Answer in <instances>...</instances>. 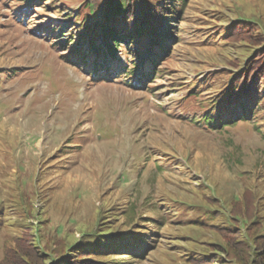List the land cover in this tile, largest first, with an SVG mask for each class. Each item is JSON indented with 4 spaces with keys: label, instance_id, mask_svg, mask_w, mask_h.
I'll list each match as a JSON object with an SVG mask.
<instances>
[{
    "label": "rangeland",
    "instance_id": "rangeland-1",
    "mask_svg": "<svg viewBox=\"0 0 264 264\" xmlns=\"http://www.w3.org/2000/svg\"><path fill=\"white\" fill-rule=\"evenodd\" d=\"M25 1L0 0V203L10 216L0 229V260L5 245L25 225L39 229L40 215L49 219L47 231L56 240L81 239L96 225L104 203L126 193L138 206L160 202L168 207L164 214L185 225L199 217L197 212L181 216L165 189L199 204L203 199L197 189L203 185L225 211L249 186L264 197V122L259 128L238 123L226 134L206 132L197 123L203 110L192 98L195 89L186 84L191 79L203 84L211 72L228 70L230 58L242 57L245 49L213 48L216 38L201 48L198 41L207 42V32L195 34L198 13L189 11V22L173 23L177 31L170 47L177 46L168 51L170 59L158 61L160 73L146 88L136 87L138 73L127 77L132 70L127 48L137 66L144 54L128 40L112 66L111 60L100 62L101 74L93 73L94 57L88 58L92 64H81L75 45L68 46L79 41L80 24L63 21L69 14L81 18L86 13L82 0H44L47 10ZM197 1L198 12L211 18H264V0ZM59 25L65 26L63 32L52 33ZM60 39L64 45L56 44ZM200 85L207 99L213 90ZM158 167L164 180L155 177ZM30 206L36 218L25 221ZM197 232L181 228L178 235ZM184 238L161 243L154 228L135 257L119 256L113 263L188 264L180 252H201L202 247ZM208 238L203 234L201 241Z\"/></svg>",
    "mask_w": 264,
    "mask_h": 264
},
{
    "label": "trees",
    "instance_id": "trees-1",
    "mask_svg": "<svg viewBox=\"0 0 264 264\" xmlns=\"http://www.w3.org/2000/svg\"><path fill=\"white\" fill-rule=\"evenodd\" d=\"M43 1L25 2L30 7L34 6V9L47 10V7H43ZM197 2L82 0L79 3L86 13L81 18L77 14H69L63 21L69 22L68 25L74 23L75 27L80 24L77 30L79 41L72 40L70 45L68 41V46L75 45L72 48L81 64H92L88 58L94 57L96 72L93 73L101 74L100 62L111 60L109 63L112 66V62L117 60L118 50H126L123 41L128 40L131 46L138 48V53L144 54V61L141 66H137L132 57L134 52L127 48V54L132 60V70L127 72V77L133 75L134 71L138 72L139 78L134 86L146 88L144 86L149 83L151 76L160 73L158 61H165L166 58L169 60L168 51L177 46L174 44V47H170L176 39L174 34L177 29L173 27V23H187L188 12H196L199 21L195 34L207 32L204 36L208 41H198L201 48H206L216 38L214 44H211L213 48L229 49L237 46L238 49H245L244 57L230 58L228 70L211 72L203 84L199 79H191L186 83L195 89L192 98L203 110L197 123L205 125L204 131L209 129L218 135L226 134L238 123L255 124L254 127L259 128V121L264 122V89L261 86L264 84V18L238 17L234 21L230 20V16L227 20L211 18L205 11L198 12L202 9ZM129 25L131 29L126 31L125 27ZM62 26L59 25L52 33L63 32L65 26ZM34 34L41 33L36 30ZM58 43L65 44L63 39L56 44ZM214 50L215 53L219 51ZM244 59H247L246 63ZM200 84L207 90H213L207 99L202 97L203 89L199 87ZM143 171L142 169L140 172ZM154 172L157 175L155 177L165 179L161 167ZM198 186L201 189L196 188L197 192H200L203 199L199 204L190 199L172 197L165 189L171 197L169 201L177 203V212L181 216L184 211H191L193 214L197 212L199 217L185 221L186 225L182 219L178 221V217L172 218L164 214L168 207L160 202L157 201L154 205L144 201L138 206L131 201L130 193H126L113 203L111 199L104 203V210L99 213L96 225L82 232L81 239L73 236L56 240V235L47 231L49 219L40 215L37 220L41 222L40 235L39 229H35L34 225H25L22 233L5 245L0 264H114L119 256L135 257L148 244L154 228L158 230L160 242L167 240L169 245L184 238L178 235L181 228L198 230L184 238H189V243L202 247L201 252H180V256L188 264H264V197L249 186L240 197L233 198L230 209L225 211L220 199L206 193L207 188L203 185ZM98 209L102 210L101 206ZM9 217L4 203H0V229L5 227L4 221ZM35 218L36 212L32 206L22 216L25 221ZM203 234L210 238L201 241ZM171 257L176 261V257Z\"/></svg>",
    "mask_w": 264,
    "mask_h": 264
}]
</instances>
